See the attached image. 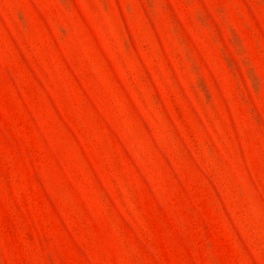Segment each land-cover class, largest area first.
<instances>
[{
	"label": "rangeland",
	"instance_id": "1",
	"mask_svg": "<svg viewBox=\"0 0 264 264\" xmlns=\"http://www.w3.org/2000/svg\"><path fill=\"white\" fill-rule=\"evenodd\" d=\"M0 264H264V0H0Z\"/></svg>",
	"mask_w": 264,
	"mask_h": 264
}]
</instances>
